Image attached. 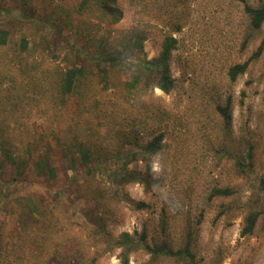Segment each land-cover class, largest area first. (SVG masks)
I'll return each mask as SVG.
<instances>
[{
    "label": "rangeland",
    "instance_id": "obj_1",
    "mask_svg": "<svg viewBox=\"0 0 264 264\" xmlns=\"http://www.w3.org/2000/svg\"><path fill=\"white\" fill-rule=\"evenodd\" d=\"M263 3L113 0L123 17L111 21L91 0H0V131L21 160L0 189V264H120V248L96 234L101 223L114 238L189 242L197 264H264V23L253 29L245 11ZM167 36L169 93L156 64ZM262 45L231 80L230 66ZM158 133L162 149L144 150ZM82 143L100 147L86 166ZM251 149L243 171L235 160ZM39 157L55 172L39 170ZM216 187L233 193L214 196ZM250 211L260 215L242 235ZM139 244L129 264H189Z\"/></svg>",
    "mask_w": 264,
    "mask_h": 264
},
{
    "label": "trees",
    "instance_id": "obj_2",
    "mask_svg": "<svg viewBox=\"0 0 264 264\" xmlns=\"http://www.w3.org/2000/svg\"><path fill=\"white\" fill-rule=\"evenodd\" d=\"M96 1L101 4V8L105 14L109 15L108 20L111 21H119L123 17L122 10L115 4H110L113 0H91ZM31 6L30 3H26L25 6ZM245 11L249 15L250 18V24L253 29H260L264 23V3L262 5H259L257 7H253L251 5H245ZM2 34H6V31H3ZM176 39L173 36H167L163 41V49L162 53L160 54L159 58L156 59V64L160 66L161 71L160 73V81H159V87L166 93H169L175 85L174 79L172 78L171 72H170V65H169V56L171 53V50L174 47ZM22 43L24 45H28V40L23 38ZM263 49V45L258 48L256 52H254L249 59L242 63H233L229 70L228 74L231 78V80H236L239 74L244 73L247 68L249 67V63L254 59L257 58ZM108 58L112 61L118 60V56H112L107 54ZM150 63V62H149ZM79 71L77 69H71L66 72L67 77L64 86H67L69 84V88H72L75 84L76 78L78 75L84 73L85 67L83 66H77ZM160 70V69H159ZM64 79V78H63ZM63 86V85H62ZM64 88V87H63ZM67 89V87H65ZM216 109L218 112L224 117L226 124L231 123V113L229 111L228 106H217ZM156 117V116H153ZM163 133H158L155 137H153L150 141L146 143V145L143 146L144 150L148 151L149 153H157L162 149V140H163ZM9 130L3 129L0 131V189L3 188V182H4V175L7 173L9 169H16L20 170V161L17 158V156L14 155L12 146L9 143ZM68 146L62 147V150H65L69 152ZM253 149V148H252ZM252 149L248 150L246 153V160L244 157L236 158L237 165L243 170L247 171L253 167V153ZM79 154L83 158V164L86 166L89 163V160L92 156H95V154L100 155V147L97 146H90L88 144L82 143L79 146L78 150ZM40 159V157L38 158ZM36 161L37 165H39V170H47V172L54 173L55 168L53 166H49L47 164L46 159L44 160L41 158L40 160ZM128 163V162H125ZM124 163V166L126 165ZM109 164L105 165L107 168ZM116 165V164H114ZM89 167V166H88ZM94 170L89 167L87 170V173L93 172ZM126 175V174H125ZM233 193V189L226 187H216L212 195L219 196L224 195L231 196ZM36 202L32 201V206H34ZM147 203L144 201H139L136 203V207L138 209H143L147 207ZM260 212L259 211H250L245 216V224L242 229V235H251L254 232L255 226L257 224L258 218H259ZM165 226V225H164ZM97 236L101 238H107L106 243H110L111 245H108V249H113L114 247L120 248V253L118 255L120 259V264H129V258L130 253L141 243L142 246H144L147 251H149L153 256L156 257H185L187 258L189 264H197L196 257L194 253L191 250L190 243L187 242V244L184 247L181 248H174L172 247L167 241H163L161 243L155 242L154 245H151L148 241L146 233H143L142 236L137 239L134 234L130 232H123L117 237H113L112 233L107 230L106 225L99 224L98 231L96 232ZM98 245L100 242H96ZM81 249V248H80ZM97 257V256H96ZM97 258L93 257L91 260L89 258L90 264H95V261Z\"/></svg>",
    "mask_w": 264,
    "mask_h": 264
}]
</instances>
